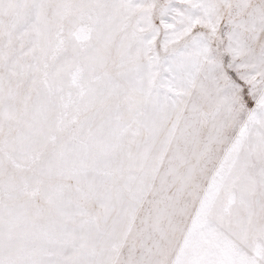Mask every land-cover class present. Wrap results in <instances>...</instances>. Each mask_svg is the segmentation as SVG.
<instances>
[{"label":"snow or ice","instance_id":"snow-or-ice-1","mask_svg":"<svg viewBox=\"0 0 264 264\" xmlns=\"http://www.w3.org/2000/svg\"><path fill=\"white\" fill-rule=\"evenodd\" d=\"M0 264H264V0H0Z\"/></svg>","mask_w":264,"mask_h":264}]
</instances>
